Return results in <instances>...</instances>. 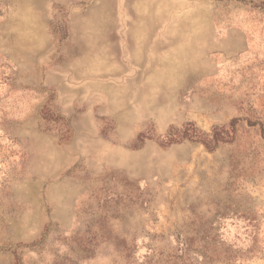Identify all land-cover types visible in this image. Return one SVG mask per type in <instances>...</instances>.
<instances>
[{
  "label": "rangeland",
  "instance_id": "obj_1",
  "mask_svg": "<svg viewBox=\"0 0 264 264\" xmlns=\"http://www.w3.org/2000/svg\"><path fill=\"white\" fill-rule=\"evenodd\" d=\"M0 264H264V0H0Z\"/></svg>",
  "mask_w": 264,
  "mask_h": 264
},
{
  "label": "trees",
  "instance_id": "obj_2",
  "mask_svg": "<svg viewBox=\"0 0 264 264\" xmlns=\"http://www.w3.org/2000/svg\"><path fill=\"white\" fill-rule=\"evenodd\" d=\"M237 123H238V120L234 119L231 122L230 126L232 128H235ZM191 126H192L191 129L186 130L183 138L192 140L195 142H199L203 144L209 150H214L215 148L219 146L220 143L231 141V139L223 137L222 134L218 132L217 130L213 132L212 136H209L203 133L201 130H199V128H197L196 126L194 125H191Z\"/></svg>",
  "mask_w": 264,
  "mask_h": 264
}]
</instances>
